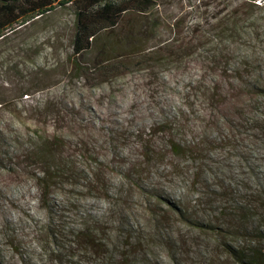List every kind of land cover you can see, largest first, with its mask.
Listing matches in <instances>:
<instances>
[{"label": "rangeland", "instance_id": "obj_1", "mask_svg": "<svg viewBox=\"0 0 264 264\" xmlns=\"http://www.w3.org/2000/svg\"><path fill=\"white\" fill-rule=\"evenodd\" d=\"M83 1L94 5L103 0ZM199 1L168 0L160 5L165 22L149 46L168 39L193 40L202 32L213 34L218 22L213 16H222L227 10L218 6L222 0H204L198 11ZM243 1L259 6L243 5ZM239 2V16L247 31L233 44L236 54L251 56V67L243 72L255 68L257 74L264 75V0ZM58 8L47 17L15 23L4 32L8 37L0 41V69L3 61L10 60L22 62L28 71L36 67L46 71L44 89L28 98L25 108L33 107L41 114L40 120L29 110L23 128L30 136H55L65 146L68 166L60 181L51 175L37 179L33 174L46 165L27 158L24 152L0 158V264H87L81 258L91 255L78 250L72 234L84 217L90 215L95 225L119 227L128 204L145 200L149 211L157 206L154 194L167 207L168 202L180 198L188 204L194 195L176 181L200 165L228 166L233 176V172L242 174L247 186L250 162L263 172L264 180V150L250 152L247 145L251 139L240 130L223 141L216 140L222 132L227 133L216 124L217 113L213 109L203 113V107L196 105L193 86L206 72L195 55L175 69L148 67L143 56L121 51L125 58L120 61L125 66L107 76L94 72L88 77L75 73L74 79L68 78L74 8ZM93 57L94 53L86 55L80 62L88 65ZM230 74L231 81L238 83L236 73ZM1 78L8 77L2 74ZM53 109L60 111V117L47 114ZM10 110L4 108L0 113V130L6 128L8 117L17 115ZM240 139L245 149L239 158L230 145ZM214 148L211 158L203 161ZM212 189L228 192L234 188L225 184ZM240 189L239 193L245 192L244 187ZM238 205V200L237 204H225L231 209ZM158 251L151 247L150 254ZM150 258L153 263L158 259L153 254Z\"/></svg>", "mask_w": 264, "mask_h": 264}, {"label": "trees", "instance_id": "obj_2", "mask_svg": "<svg viewBox=\"0 0 264 264\" xmlns=\"http://www.w3.org/2000/svg\"><path fill=\"white\" fill-rule=\"evenodd\" d=\"M167 2L103 0L89 5L83 0H0V41L8 37L9 33L4 32L15 23L32 22L35 18L58 12V7L72 6L73 31L69 38L72 54L68 55L69 68L64 73L68 78L74 79L75 73L88 77L94 72L100 77L107 76L125 66L120 61L125 58L121 51L143 56L148 67L167 65L175 69H180L190 56L195 55L200 69L206 72L193 86L196 105L203 107V113L208 109L215 110L216 124L227 131L215 139L223 141L231 137L232 132L240 130L251 139L247 145L250 152L263 151L264 75L257 74L255 68L243 72L242 69L251 67L248 64L251 56L248 53L238 56L233 45L247 31L241 23L238 7L259 4L222 0L218 6L223 5L222 11H227L222 16H213L218 18L213 34L202 32L193 40L168 39L149 46L152 39H157L165 22L158 8ZM197 5L195 7L200 11L204 0ZM118 29L120 33L116 31ZM93 53L88 65L80 62ZM1 66L0 113L7 108L17 115L8 117L6 128L0 130V158L15 151L24 152L27 158L46 165L41 172L33 174L34 178H49L51 175L53 180L60 181L67 171L65 167H68L65 146L58 143L55 136L51 139L39 133L34 137L23 128L28 111L34 110L33 107L25 109L27 99L44 89L41 85L47 79L44 77L46 71L38 67L28 71L22 62L10 60L3 61ZM232 71L236 73L234 78L238 83L231 81ZM2 74L7 75V80L1 78ZM47 114L60 117L57 109ZM33 116L40 120L41 114L35 111ZM242 143L240 139L239 143L230 145L239 158L240 151L245 149ZM217 148L207 151L202 160L211 158ZM55 160L57 165L51 163ZM196 169L176 181V185L181 184L184 190L187 188L194 195L188 204L182 203L180 198L177 202H168L167 207L164 200L154 194L152 197H156L157 206L149 211L145 200L128 204L126 214L118 221L119 227L95 225L90 215L84 217L72 232L78 250L91 255L84 256L81 261L87 264H264L263 172L249 162L246 186L244 178L240 177L242 174L232 171L233 176L228 166L226 170L217 164H205V167L200 165ZM85 179L89 180L87 176ZM225 184L233 185L234 189H228V192L212 189L214 185L224 188ZM240 187L245 188L242 194L239 193ZM237 200L241 203L237 209L225 206L232 201L237 204ZM219 212L221 214H214ZM151 247L159 249L158 254L152 252L158 258L154 263L150 258ZM162 255L167 262L162 260Z\"/></svg>", "mask_w": 264, "mask_h": 264}]
</instances>
